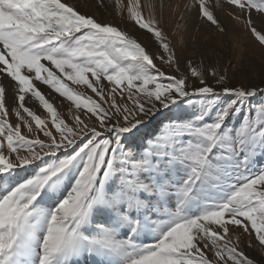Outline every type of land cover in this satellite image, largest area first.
Here are the masks:
<instances>
[{
  "label": "snow or ice",
  "instance_id": "6c2138e0",
  "mask_svg": "<svg viewBox=\"0 0 264 264\" xmlns=\"http://www.w3.org/2000/svg\"><path fill=\"white\" fill-rule=\"evenodd\" d=\"M0 264H264V0H0Z\"/></svg>",
  "mask_w": 264,
  "mask_h": 264
},
{
  "label": "rangeland",
  "instance_id": "374dc122",
  "mask_svg": "<svg viewBox=\"0 0 264 264\" xmlns=\"http://www.w3.org/2000/svg\"><path fill=\"white\" fill-rule=\"evenodd\" d=\"M90 2L94 3V0H90ZM143 3L147 4L148 0H142ZM158 2V0H157ZM171 4H181L183 5L186 0H170ZM145 14H148L147 7L145 8ZM183 21L180 19L178 13H174L172 11L167 12L165 16V21L162 24L166 33L170 36L172 33L177 31V25H183ZM127 28L129 31L134 32V34H139L142 30H137L133 28L132 24H128ZM209 31H212L209 26ZM181 35L184 36L186 41H190V38L195 36L197 41H201L203 44V48H215L217 53L207 58L206 62L211 63L213 60L219 61L220 65H229V61L231 62L228 71L229 74L233 77V83H238L241 79H247L250 81H258L261 74V57L259 54V50L251 47L249 44H236L230 38H217L215 41L205 40L206 33L201 35L200 33H196L195 31H189L187 34L181 30L174 38V44L177 49L183 47L180 43ZM145 39H150L149 34H145ZM196 46L193 42L188 43V47L192 48ZM186 55H191V53H186ZM194 61V66L198 69L200 67V57L199 55H195L192 57ZM159 63V62H158ZM165 70L168 71L167 66H165ZM46 93L49 92L46 87L43 89ZM52 102L57 107L58 111L67 116L68 102L64 100V98H60L57 94L52 93ZM248 254L260 260V255L256 250H248Z\"/></svg>",
  "mask_w": 264,
  "mask_h": 264
}]
</instances>
